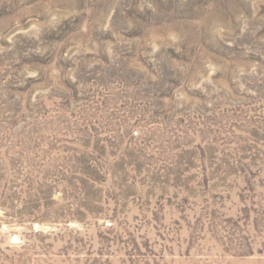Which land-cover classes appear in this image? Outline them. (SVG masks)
<instances>
[{
	"label": "rangeland",
	"instance_id": "1",
	"mask_svg": "<svg viewBox=\"0 0 264 264\" xmlns=\"http://www.w3.org/2000/svg\"><path fill=\"white\" fill-rule=\"evenodd\" d=\"M0 264H264V0H0Z\"/></svg>",
	"mask_w": 264,
	"mask_h": 264
}]
</instances>
